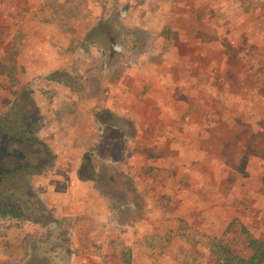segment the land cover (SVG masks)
I'll return each instance as SVG.
<instances>
[{"label":"rangeland","instance_id":"obj_1","mask_svg":"<svg viewBox=\"0 0 264 264\" xmlns=\"http://www.w3.org/2000/svg\"><path fill=\"white\" fill-rule=\"evenodd\" d=\"M0 127L47 161L21 216L0 214V264L246 255L244 230L264 240V0H0Z\"/></svg>","mask_w":264,"mask_h":264},{"label":"flooded vegetation","instance_id":"obj_2","mask_svg":"<svg viewBox=\"0 0 264 264\" xmlns=\"http://www.w3.org/2000/svg\"><path fill=\"white\" fill-rule=\"evenodd\" d=\"M7 130L0 127V206L20 209L25 180L40 170L32 167L31 157L38 159L39 165L47 161L39 158L40 150L31 149L28 141Z\"/></svg>","mask_w":264,"mask_h":264},{"label":"trees","instance_id":"obj_3","mask_svg":"<svg viewBox=\"0 0 264 264\" xmlns=\"http://www.w3.org/2000/svg\"><path fill=\"white\" fill-rule=\"evenodd\" d=\"M2 216L20 217L21 211L17 207H1ZM247 239L248 253L241 255L229 246H222L215 250L217 254L216 264H264V240L254 236L248 230H244Z\"/></svg>","mask_w":264,"mask_h":264},{"label":"water","instance_id":"obj_4","mask_svg":"<svg viewBox=\"0 0 264 264\" xmlns=\"http://www.w3.org/2000/svg\"><path fill=\"white\" fill-rule=\"evenodd\" d=\"M123 16H125V12H123ZM124 51L123 45L115 39V37L112 38L111 43V50H110V56L111 58L115 57L116 55H121Z\"/></svg>","mask_w":264,"mask_h":264},{"label":"crops","instance_id":"obj_5","mask_svg":"<svg viewBox=\"0 0 264 264\" xmlns=\"http://www.w3.org/2000/svg\"><path fill=\"white\" fill-rule=\"evenodd\" d=\"M82 207H83V206H82ZM87 209H89V207H87ZM104 233H106V232H104ZM104 233H99V231L92 230V231L90 232V237H91V238H94V237L102 236ZM88 259H90V258H88Z\"/></svg>","mask_w":264,"mask_h":264}]
</instances>
